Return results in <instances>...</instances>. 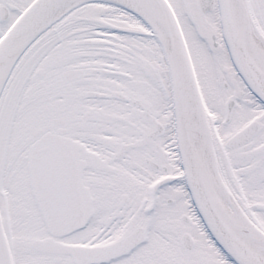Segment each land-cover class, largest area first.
I'll list each match as a JSON object with an SVG mask.
<instances>
[{"label":"snow or ice","instance_id":"snow-or-ice-1","mask_svg":"<svg viewBox=\"0 0 264 264\" xmlns=\"http://www.w3.org/2000/svg\"><path fill=\"white\" fill-rule=\"evenodd\" d=\"M0 264H264V0H0Z\"/></svg>","mask_w":264,"mask_h":264}]
</instances>
